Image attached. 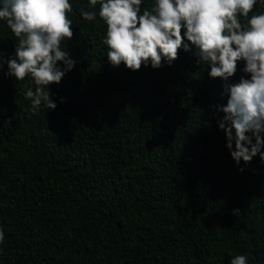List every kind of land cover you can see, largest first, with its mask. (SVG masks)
<instances>
[{"label": "trees", "instance_id": "1", "mask_svg": "<svg viewBox=\"0 0 264 264\" xmlns=\"http://www.w3.org/2000/svg\"><path fill=\"white\" fill-rule=\"evenodd\" d=\"M70 3L76 63L49 86L55 110L33 112L34 82L8 75L18 42L0 20V264H264V162L226 147L225 81L186 36L171 66L114 67L99 0ZM245 66L227 83L250 79Z\"/></svg>", "mask_w": 264, "mask_h": 264}, {"label": "clouds", "instance_id": "2", "mask_svg": "<svg viewBox=\"0 0 264 264\" xmlns=\"http://www.w3.org/2000/svg\"><path fill=\"white\" fill-rule=\"evenodd\" d=\"M257 2L155 0V6L141 14L142 0H99V16L107 26L103 43L114 67L123 63L137 72L149 64L160 69L164 61L171 66L182 48L190 51L186 36L196 48L198 63L209 65L210 77L225 81L230 98L219 108L224 113L219 128L226 134V147L237 165L241 161L249 164L257 155L264 162V13L250 16ZM97 3L90 0L93 7ZM72 10L70 0H0V20L6 21L18 42L15 57L7 61L8 75L34 82V89L26 86L25 92L33 112L42 105L56 109L49 86L59 84L75 67L76 62L62 48L74 36L68 16ZM81 15L87 21L96 19L94 11L81 9ZM241 17L246 23H241ZM241 61L250 79L228 84ZM233 215H240V210L235 209ZM4 239L0 228V244ZM230 264H247V257L234 256Z\"/></svg>", "mask_w": 264, "mask_h": 264}, {"label": "water", "instance_id": "3", "mask_svg": "<svg viewBox=\"0 0 264 264\" xmlns=\"http://www.w3.org/2000/svg\"><path fill=\"white\" fill-rule=\"evenodd\" d=\"M248 264H262V263L259 262V261H252V262H250V263H248Z\"/></svg>", "mask_w": 264, "mask_h": 264}]
</instances>
